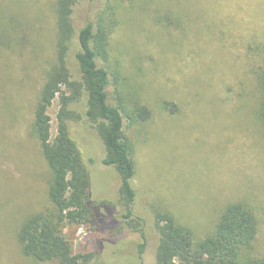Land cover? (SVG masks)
Returning <instances> with one entry per match:
<instances>
[{
	"label": "rangeland",
	"instance_id": "1",
	"mask_svg": "<svg viewBox=\"0 0 264 264\" xmlns=\"http://www.w3.org/2000/svg\"><path fill=\"white\" fill-rule=\"evenodd\" d=\"M102 4L96 0L89 13ZM119 4L120 23L103 63L113 75L109 102L119 97L151 112L148 122L125 129L136 167L133 216L147 218L163 208L199 240L212 232L225 204L245 199L258 220L252 247L263 256L264 134L255 113L264 66V0ZM84 7L74 15L77 26L87 15ZM53 12L54 0H0V264H52L23 256L15 234L28 216L52 209L32 122L37 94L55 61ZM74 53H68L70 67ZM58 109L56 97L47 111L51 138ZM78 137L93 160L90 202L111 217L101 229L66 226L73 251L93 252V264H155L153 229H145V250L136 259L140 240L120 222L121 209L114 206L118 179L100 167L98 135L84 128Z\"/></svg>",
	"mask_w": 264,
	"mask_h": 264
},
{
	"label": "trees",
	"instance_id": "2",
	"mask_svg": "<svg viewBox=\"0 0 264 264\" xmlns=\"http://www.w3.org/2000/svg\"><path fill=\"white\" fill-rule=\"evenodd\" d=\"M95 1L54 0L55 61L37 94L32 122L49 173L46 198L52 209L28 216L19 225L15 239L21 253L43 263L93 264L94 253L74 252L63 233L66 226L90 225L101 229L102 222L111 217L90 202L89 171L93 160L87 157L78 137L88 128L100 139V167H108L118 179L114 206L121 209L120 222L138 234L140 242L135 253L139 262L146 245L145 229L149 228L157 237L155 264H264V255L256 256L252 247L258 220L248 200L225 204L212 232L199 240L189 227L163 208H154L147 218L133 216L138 193L133 186L136 167L125 129L130 124L148 122L151 112L144 105H129L119 97L116 104L109 102L113 75L103 63L109 58V38L120 23L121 7L119 0H103L91 15L90 6ZM83 3L87 15L77 26L73 18ZM71 50L75 53L70 67ZM257 83L260 101L255 118L264 134V66ZM56 97L59 109L56 133L51 138L47 111ZM163 106L167 109L169 104ZM150 217L152 225H148ZM115 223L111 221V225Z\"/></svg>",
	"mask_w": 264,
	"mask_h": 264
}]
</instances>
